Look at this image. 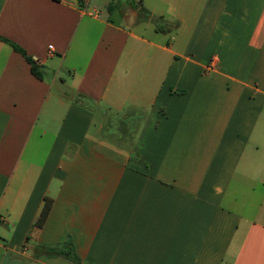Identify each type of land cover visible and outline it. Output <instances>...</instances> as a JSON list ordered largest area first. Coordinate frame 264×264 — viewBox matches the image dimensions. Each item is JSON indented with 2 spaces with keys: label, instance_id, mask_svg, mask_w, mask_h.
I'll return each instance as SVG.
<instances>
[{
  "label": "crops",
  "instance_id": "0c3cea01",
  "mask_svg": "<svg viewBox=\"0 0 264 264\" xmlns=\"http://www.w3.org/2000/svg\"><path fill=\"white\" fill-rule=\"evenodd\" d=\"M0 264H264V0H0Z\"/></svg>",
  "mask_w": 264,
  "mask_h": 264
},
{
  "label": "trees",
  "instance_id": "16d2710c",
  "mask_svg": "<svg viewBox=\"0 0 264 264\" xmlns=\"http://www.w3.org/2000/svg\"><path fill=\"white\" fill-rule=\"evenodd\" d=\"M134 7L138 8L139 14L143 17L146 18H150L152 20V22L155 24L157 29H162L164 30V26L162 24H168V22L162 17V16H151V13L144 8L143 6H140L138 4H136ZM175 26V25H174ZM3 40L8 41L13 48L20 52L22 55H24L26 57V59L28 60V62L31 64V70L33 72V74L38 77V78H43L44 77V69L31 57L29 56L25 50L18 45L15 42H12L4 37H1ZM78 99H84L83 96H78ZM133 154H134V158L136 161L143 163V157L140 155V153L137 150H133ZM48 203L45 204L39 221L44 219V217L46 216L47 212H48ZM43 250L44 253L48 254V255H57V256H63V257H67L75 262H77V256L74 253L73 248L69 245V244H60V245H56L53 247H43L41 248Z\"/></svg>",
  "mask_w": 264,
  "mask_h": 264
},
{
  "label": "built area",
  "instance_id": "2783aa9c",
  "mask_svg": "<svg viewBox=\"0 0 264 264\" xmlns=\"http://www.w3.org/2000/svg\"><path fill=\"white\" fill-rule=\"evenodd\" d=\"M53 46L52 45H49V49H51Z\"/></svg>",
  "mask_w": 264,
  "mask_h": 264
}]
</instances>
